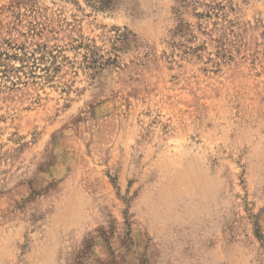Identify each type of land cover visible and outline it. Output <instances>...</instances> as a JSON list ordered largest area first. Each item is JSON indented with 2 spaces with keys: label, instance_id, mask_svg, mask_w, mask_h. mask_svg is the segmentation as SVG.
Segmentation results:
<instances>
[{
  "label": "rangeland",
  "instance_id": "374dc122",
  "mask_svg": "<svg viewBox=\"0 0 264 264\" xmlns=\"http://www.w3.org/2000/svg\"><path fill=\"white\" fill-rule=\"evenodd\" d=\"M112 1L0 0V264H264V0Z\"/></svg>",
  "mask_w": 264,
  "mask_h": 264
},
{
  "label": "trees",
  "instance_id": "16d2710c",
  "mask_svg": "<svg viewBox=\"0 0 264 264\" xmlns=\"http://www.w3.org/2000/svg\"><path fill=\"white\" fill-rule=\"evenodd\" d=\"M97 8L104 9V8H111L113 6V1L112 0H97ZM134 34L131 33L130 31H121L120 28H115V33L113 35V38L115 42H119V45H114L113 48L115 50L125 48L126 46H129L131 41L133 40ZM87 47V46H86ZM96 47L90 49V54L85 55L86 57V63L88 66L90 65H96L99 63V60L97 57V52L95 50ZM88 52V51H87ZM99 56V55H97Z\"/></svg>",
  "mask_w": 264,
  "mask_h": 264
}]
</instances>
